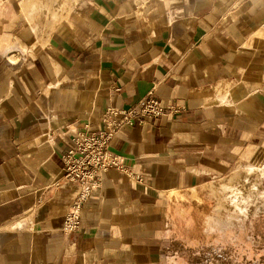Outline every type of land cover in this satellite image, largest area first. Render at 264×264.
I'll use <instances>...</instances> for the list:
<instances>
[{"label":"crops","instance_id":"obj_1","mask_svg":"<svg viewBox=\"0 0 264 264\" xmlns=\"http://www.w3.org/2000/svg\"><path fill=\"white\" fill-rule=\"evenodd\" d=\"M149 91L173 110L113 136L63 232L69 138ZM263 155L264 0H0V264H169L181 195Z\"/></svg>","mask_w":264,"mask_h":264},{"label":"rangeland","instance_id":"obj_2","mask_svg":"<svg viewBox=\"0 0 264 264\" xmlns=\"http://www.w3.org/2000/svg\"><path fill=\"white\" fill-rule=\"evenodd\" d=\"M256 164L254 171L230 172L204 194L181 195L189 202L181 204L186 217L167 250L169 264H264V155Z\"/></svg>","mask_w":264,"mask_h":264},{"label":"built area","instance_id":"obj_3","mask_svg":"<svg viewBox=\"0 0 264 264\" xmlns=\"http://www.w3.org/2000/svg\"><path fill=\"white\" fill-rule=\"evenodd\" d=\"M166 110L173 108L164 107L149 91L134 105L106 107L95 129L86 124L69 138L68 147L62 154L61 177L74 182L78 188L64 216L63 232H72L79 227L82 206L97 191L106 171L112 167L123 169L119 156L110 149L113 136L126 125H135L146 117L162 115Z\"/></svg>","mask_w":264,"mask_h":264}]
</instances>
